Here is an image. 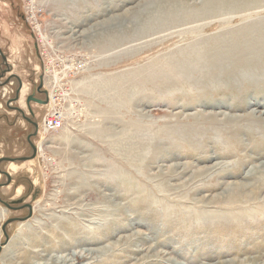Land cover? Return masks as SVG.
Listing matches in <instances>:
<instances>
[{
    "label": "rangeland",
    "instance_id": "1",
    "mask_svg": "<svg viewBox=\"0 0 264 264\" xmlns=\"http://www.w3.org/2000/svg\"><path fill=\"white\" fill-rule=\"evenodd\" d=\"M186 1L196 10L203 0ZM237 2L244 3L148 29L141 26H150L148 15L157 14L165 0H0V48L28 89L24 97L41 82L42 90L48 91L35 28L44 41L42 52L55 94L53 108H62L66 122L60 131H43L42 136L32 137L42 149L32 158L37 159L31 164L34 172L25 168L14 172L8 167L10 162L30 159L1 164L14 181L11 187L12 181L0 188L2 199H22L21 203L11 202L13 206L36 203L48 213L36 210L28 219L10 223L9 240L4 243L2 225L10 218L26 217L29 210L0 202V244L4 243L0 261L8 247L20 251L13 258L17 261L24 259L25 247L44 249L47 258H64L82 248L102 251L115 246L113 250L119 252L118 247L125 248L126 237L133 239L140 232L152 238L139 241L140 247L159 255L168 252L182 264H230L235 260L244 264L254 255L262 257L259 263L264 261V224H252L251 230H245L243 223L231 225L222 219L224 212L232 216L238 212L223 204L247 184L245 173L260 175L264 170V124L258 123L264 121V0ZM58 17L72 24L79 21L83 36L68 44L56 40ZM121 32L129 34L112 44ZM236 44L237 53H246L236 71L229 73L231 59L226 56ZM55 74L60 86L55 85ZM17 87L18 80L0 84V157L32 153L27 138L33 125L8 106ZM36 96L46 97L44 92ZM18 100L11 105L22 107L24 103ZM38 104L31 101L26 113L37 123L47 113V109H36ZM50 110L52 114L54 110ZM214 165L217 167L211 169ZM0 174L3 183L7 178ZM19 185H24L22 196H16ZM143 194L158 200L152 208L160 213H145ZM73 197L82 201L83 210L77 209L78 214L70 211L68 220L63 217L56 224L54 220L62 213L58 209ZM244 199L235 204L244 206ZM51 208L57 214L53 220ZM150 218L154 224L148 225ZM131 219L147 224H124ZM27 221L33 222L29 223L31 229L29 224L19 223ZM112 223L119 227L115 235ZM82 232L99 241L74 243ZM104 232L106 237H102ZM31 235L34 246L28 244ZM34 254L26 258L28 264H46L41 255ZM118 255L121 257L107 263L138 262L125 250ZM101 256L104 254L84 257L82 263H97Z\"/></svg>",
    "mask_w": 264,
    "mask_h": 264
},
{
    "label": "bare ground",
    "instance_id": "2",
    "mask_svg": "<svg viewBox=\"0 0 264 264\" xmlns=\"http://www.w3.org/2000/svg\"><path fill=\"white\" fill-rule=\"evenodd\" d=\"M44 1V0H43ZM250 1H253V0H250ZM186 3H188L186 0H168V1H166L165 0V3H164V5H160L159 6V9H158V13L157 14H154V13H150L149 15H148V22H150V26L149 27H147V23L145 24V25H143V26H141V28H155V27H157V28H159V26L160 25H166V24H168V23H173V22H178V21H180V19L182 20V19H188V18H194V17H196V16H201V15H207V14H209V13H211V12H214L216 9H219V8H223V7H225V6H227V5H238V4H240V3H244V2H237V0H203L202 1V5H201V7L200 8H198V9H196V10H194V8H191L190 6H188ZM145 4V3H144ZM104 8V7H103ZM106 10V9H105ZM94 11V10H93ZM103 12V11H102ZM85 13V12H84ZM137 13V12H136ZM117 17V16H116ZM57 18V17H56ZM147 19H146V21H147ZM30 20V19H29ZM64 20V21H63ZM109 21V20H108ZM137 21L139 22V20H138V18H137ZM79 22V21H78ZM78 22L77 23H71L68 19H66V18H62V17H58V20H57V27L59 28L58 29V32L56 33V40H58L59 42H61V43H70L71 42V40H74V39H78L79 37H81V36H83V33H84V31H82V30H80V28H79V26H80V23L78 24ZM83 21H81V23H82ZM85 22V21H84ZM117 22V21H116ZM142 22V21H141ZM111 23H112V21H111ZM122 23H123V21H122ZM100 24V23H99ZM107 24V23H106ZM115 24V23H114ZM37 25V24H36ZM96 25V24H95ZM39 26V25H38ZM107 26V25H106ZM111 26V25H110ZM33 27V26H32ZM99 27V26H98ZM34 28V27H33ZM92 28V27H91ZM101 28V27H100ZM99 28V29H100ZM112 28H113V26H112ZM182 28V27H181ZM34 30V32H35V36L37 37V40H38V49H39V54H40V56H41V61H43L42 63H43V65L41 66L42 67V70H43V73H44V88H46L47 90H48V93H49V101H48V103L47 104H38V105H41V106H35V108L37 109V108H44V110L45 109H47V113H44V115L42 116V118L41 119H39L38 121H39V125H38V134H37V138L38 137H40V136H42V133H43V131H44V133H54V132H57V131H60L61 129H62V127L64 126V124L66 123V122H64V117L62 118L61 117V123H60V125L58 126V127H56L54 130H50L48 127H47V125H46V119L51 115L50 113H49V111H51L50 109H53L54 110V112L52 113V114H57V113H60V116H62L63 115V112H62V108L61 109H57V107L54 109L53 107H54V96H55V94H54V89L52 88V87H50V85H49V73H48V70H47V65H46V60H45V57H44V54H43V52H42V46H43V40H42V38H40V35L38 34V32H37V30L34 28L33 29ZM104 30V29H103ZM109 30H112V29H109ZM101 31V30H100ZM106 31V30H105ZM108 31V30H107ZM106 31V32H107ZM123 31V30H122ZM102 32V31H101ZM111 32V31H110ZM46 33V32H45ZM108 34H110L109 33V31L107 32ZM105 34V33H104ZM127 34H129V33H127ZM127 34H126V32L125 33H123V32H121V33H119L114 39H113V41H112V44H116V43H118V42H120V41H122V39H124V38H126L127 37ZM45 36V35H44ZM104 36V35H103ZM111 36V35H110ZM114 36V35H113ZM101 37V36H100ZM107 38V37H106ZM108 38H109V36H108ZM100 39V38H99ZM50 40V39H49ZM52 40V39H51ZM101 40V39H100ZM105 40V39H104ZM235 43H237V42H235ZM231 48L229 49V54H228V56H226L227 58H230L231 60H230V67H229V73H232V72H234V71H236V69H237V63L239 64L241 61H243V58L241 57L244 53H246V52H244V53H237V44L236 45H234V46H230ZM14 53H15V50H14ZM257 57L258 56H256V59H254V60H257ZM14 57H12V59H13ZM7 60H8V62L9 61H11L9 58H7ZM15 61V60H14ZM73 65V64H72ZM71 65V66H72ZM13 67H12V69L11 70H9V71H7V73H6V75H5V78L6 77H8L9 75H11V74H16L17 75V73H15L16 72V66H15V64L14 65H12ZM74 66V65H73ZM249 68H247V69H245V68H242V69H240L241 71H245L246 72V70H248ZM241 71H238L239 73H241ZM244 72V73H245ZM21 75V74H20ZM245 75V74H244ZM244 75H240L239 77H242V76H244ZM236 76H238V75H236ZM235 76V77H236ZM57 77V78H56ZM55 79H56V81H57V83L55 84V85H57V86H60V84H59V78H58V76H57V74H55V77H54ZM22 80V79H21ZM55 82V81H54ZM115 83V82H114ZM23 84V86H22V89H21V95H20V98H19V102L21 101V103H24L23 104V106L21 107L27 114H29L28 112H27V103H26V99H25V97H24V93H25V91H27L28 89H27V87L25 86V84H24V82L22 83ZM59 84V85H58ZM112 85V84H111ZM8 88V87H7ZM7 88H5V90H7L8 91V89ZM84 91V90H83ZM110 94V93H109ZM27 95V94H26ZM27 98V97H26ZM115 101V100H114ZM34 102V101H33ZM35 103V102H34ZM20 107V106H19ZM34 109V108H33ZM219 115V114H218ZM262 115V114H261ZM217 117V116H216ZM62 119H63V121H62ZM264 120V119H263ZM67 121V120H66ZM258 123H263L264 124V121L263 122H258ZM28 124V123H27ZM27 124H25L24 123V125L26 126V128H28V125ZM40 143H42L41 141H40ZM38 144V143H37ZM37 148V151L39 152V149H41L40 147H39V145L36 147ZM16 147H15V151H16ZM14 150H12V152H14ZM42 150V149H41ZM6 156V155H5ZM5 156H2V157H5ZM35 161H37V159L35 158V159H30V160H27V162H25V161H23V162H21L20 164L19 163H15V162H10L9 164H8V167H9V169L11 170V171H14V172H16L18 169H22V168H25V169H27L29 172L31 171V172H34V170L33 169H31V164L33 163V162H35ZM217 167V165H214V166H212L211 167V169H214V168H216ZM223 167V166H222ZM221 168V167H220ZM183 170V169H182ZM218 170V169H217ZM181 172V171H180ZM260 172V171H259ZM264 170L263 171H261L260 173V175H254V173H253V171H249V172H247V173H245V178L247 179V184H244V186L243 187H241L240 186V188L238 189V192H235L234 194H230L229 195V197L227 198V200H225L226 202H225V204H223L224 206H232V208L233 209H237L238 210V212H232L233 213V215H235V216H232V214L230 215V214H226V212H224L225 214H222V219H224V222L225 223H230L231 225L232 224H239V223H243V226L245 227V230H246V227H249V226H251L252 224H256V226H262L263 224H264V177L263 178H261L262 177V175H264ZM208 173V172H207ZM210 174H212L211 172H210ZM37 176V175H36ZM82 176V175H81ZM79 177V176H78ZM185 177V176H184ZM0 178H1V174H0ZM174 178H176V177H174ZM210 178V177H209ZM110 182H112L113 184H115L111 179H110ZM109 182V183H110ZM246 182V181H245ZM13 183H14V181H12L11 182V184H10V186L9 187H11L12 185H13ZM176 185V184H175ZM235 187V186H234ZM199 189V188H198ZM241 189H243V191H239V190H241ZM24 185H19V186H17V189H16V191H17V195L16 196H22L21 194H23L24 193ZM59 194H60V192H58ZM70 194V193H69ZM142 196V195H141ZM70 197H72V195H70ZM155 197V196H154ZM242 197H245V199H244V202H243V204H244V206L243 205H241V204H235L236 203V201H242V200H240ZM107 198H110V199H112L111 198V196L108 194V197ZM142 198V202L145 204V206H146V210H145V213L146 214H148V215H151V213H153V214H155V213H160V210L158 209V208H152L153 207V205L156 203V201L158 202V200H151V198H152V194H149V196L148 195H144L143 194V196L141 197ZM52 199V198H51ZM109 199V201H112V200H110ZM158 199V198H157ZM50 200V199H49ZM54 200V199H53ZM59 200V199H58ZM29 201V200H28ZM222 201H223V199H222ZM64 202V201H63ZM82 201L80 200V199H75V197H73V198H69V200H67V204L65 203V205L63 204V205H61L60 206V208L58 209L60 212H62L61 213V215H60V219H58V220H54V221H56V224H59V222H61V220H65L64 218H67V217H70L71 216V213H70V211H72V213L73 212H75L76 214H78L79 212H80V210H83V204L81 203ZM194 203V202H193ZM221 203H223V202H221ZM52 204V203H51ZM147 204V205H146ZM39 205V204H38ZM38 205L36 204V203H34V204H32V214L33 213H35V211L36 210H39V208H38ZM156 205V204H155ZM222 205V206H223ZM223 206V207H224ZM212 207H214V205L212 206ZM10 208V207H9ZM85 208H87V207H85ZM93 208V207H92ZM52 210H51V214H50V216H52V218H51V220H53V217H57V216H55V215H57L56 213H54L53 211V209L54 208H51ZM77 209H79V212H78V210ZM161 209V208H160ZM44 210H45V207L43 208V209H40L38 212L40 213V212H43V214L42 215H46L47 213H48V211H47V213H46V211L44 212ZM46 210H47V208H46ZM49 210V209H48ZM77 210V211H76ZM92 210V209H91ZM214 210V209H213ZM86 211H88V210H86ZM93 213H94V211H92ZM228 212V211H227ZM20 212H17V213H14L15 215H18ZM68 213H70V215L68 214ZM82 213H83V211H82ZM60 214V213H59ZM74 214V213H73ZM220 214V213H219ZM49 215V214H48ZM82 215V214H81ZM84 215V214H83ZM88 215V214H87ZM39 217V216H38ZM37 217V218H38ZM64 217V218H63ZM218 217V216H217ZM75 218V217H74ZM231 218V219H230ZM242 218H245L244 220L242 219ZM50 219V218H49ZM56 219V218H55ZM85 219V218H84ZM66 220H68V218L66 219ZM77 220H78V218H77ZM83 220V219H82ZM89 220V219H88ZM90 220H92V219H90ZM150 221H149V223H148V225H150V224H154L153 223V221H151L152 219L150 218L149 219ZM34 222L36 221V222H38V223H41L39 220H36V218L33 220ZM74 221H75V219H74ZM79 221V220H78ZM85 221V220H84ZM100 221V220H99ZM104 221V220H103ZM107 221V220H106ZM126 221H128V222H126V223H124L125 225H127L128 227H130V226H133V225H135V224H138L139 223V225L140 224H147V222L146 221H136V220H133V219H131V220H126ZM240 221H242V222H240ZM28 222V221H27ZM19 222L20 224L21 223H24V224H26V225H28L29 223H33V222ZM52 222V221H51ZM70 222V221H69ZM88 222V221H87ZM105 222V221H104ZM144 222V223H143ZM18 223V222H17ZM18 223V224H19ZM81 223H82V221H81ZM93 223V222H92ZM97 223V222H96ZM95 223V224H96ZM106 224L104 225V226H109L108 225V222H105ZM197 223V222H196ZM217 223V222H216ZM215 223V224H216ZM219 223V222H218ZM221 223H222V220H221ZM13 224V223H12ZM11 224V225H12ZM15 224H16V222H15ZM24 224H22L23 226H24ZM53 224V223H52ZM69 224H71V223H69ZM86 224V223H85ZM94 224V223H93ZM103 224V223H102ZM112 224H114V227H113V229H112V231L114 232H117L119 229V227L117 226V224H115V223H112ZM124 224L122 225V226H124ZM220 224V223H219ZM37 225H39V224H37ZM40 225H42V223L40 224ZM47 225V224H46ZM65 225H66V223H65ZM83 225V224H82ZM213 225V224H212ZM225 225V224H224ZM227 225V224H226ZM240 225V224H239ZM33 226V225H32ZM70 226V225H69ZM111 226V225H110ZM117 226V227H116ZM235 226V225H234ZM9 227H10V225H9ZM19 227V226H18ZM21 227V226H20ZM39 227V226H38ZM84 227V226H83ZM88 227V226H87ZM191 227V226H190ZM222 228L224 227V226H221ZM228 227V226H227ZM29 228L31 229V226H30V224H29ZM62 228H64V227H62ZM68 228V227H67ZM70 228V227H69ZM75 228H77V227H75ZM79 228V227H78ZM77 228V229H78ZM99 228H101V227H99ZM106 228V227H105ZM112 228V227H111ZM231 228V227H230ZM250 228V227H249ZM16 229V228H15ZM23 229V228H22ZM33 229V228H32ZM40 229V228H39ZM38 229V230H39ZM66 229V228H65ZM86 229V228H85ZM110 229V228H109ZM108 229V234L110 235L111 233H112V235L114 234L115 235V232L113 233V232H111L110 230ZM226 229V228H225ZM244 229V228H243ZM248 229V228H247ZM19 230V229H18ZM67 230V229H66ZM69 230H71L72 231V229H69ZM81 230V229H80ZM79 230V231H80ZM92 230V229H91ZM90 230V231H91ZM96 230V229H95ZM101 230V229H100ZM250 230H251V228H250ZM23 231V230H22ZM31 232V231H30ZM33 232V231H32ZM94 232V231H93ZM100 232V231H99ZM111 232V233H110ZM140 232V231H139ZM244 232H246V231H244ZM29 233V232H28ZM98 233V232H97ZM237 233V232H236ZM16 234H18V233H16ZM31 234V233H30ZM77 235L79 234V233H76ZM96 234V233H95ZM106 233L104 232L103 234H102V237H106V235H105ZM19 235H21V234H19ZM43 235H44V233H43ZM75 235V234H74ZM77 235H75V236H77ZM99 235H100V233H99ZM238 235H239V233H238ZM237 235V236H238ZM257 235V234H256ZM14 236V235H13ZM12 236V237H13ZM22 236V235H21ZM27 236H28V234H27ZM34 235H31V237H32V239H30V238H28V239H30V242L28 243L29 245L31 244V246L33 245H36V241H31V240H33V237ZM39 236V235H38ZM101 236V235H100ZM236 236V235H235ZM251 236V235H250ZM20 237V236H19ZM24 237V236H23ZM41 237V236H40ZM98 237V236H97ZM26 238V237H25ZM39 238V237H38ZM93 238H95V237H93ZM93 238H90V237H88L86 234H84L83 232L82 233H80L79 234V236L74 240V243H76V244H79V245H81L82 243L83 244H85V243H97L99 240V238L97 239V238H95V239H93ZM129 237H126V239L127 240H125V243L124 244H126L125 245V248H123L122 247V249H118L117 248V250L116 251H119V252H121V250L122 251H124L125 250V252H127V254L130 256V258L132 257V258H135V260H137L138 262H136L135 264H161V263H159V262H157L158 260H160V259H162V260H164L163 261V263L164 264H182V263H180V262H178L177 261V259L176 260H174V258H172V257H170L169 256V253L167 254L166 252H163V255H159V254H155V253H152L149 249H144L143 247H142V245H141V247H140V245H138V243H139V241H145V240H151L152 238H151V236L149 235V234H145V233H143L142 232V234H141V232L140 233H137V236L135 237V238H133V239H128ZM42 239H44L45 240V237L44 236H42ZM74 239V238H73ZM18 240V239H17ZM24 240H27V238L26 239H24ZM101 240V239H100ZM1 241V240H0ZM11 241H12V239L10 240V243H11ZM15 241H16V239H15ZM20 241H21V239H20ZM13 242H14V240H13ZM10 243H9V245H10ZM22 243H23V241H22ZM41 243H43V241L41 242ZM63 244V243H62ZM66 244V243H65ZM43 245H44V243H43ZM12 246H13V244H12ZM14 246H15V244H14ZM59 246H61V245H59ZM64 247V246H63ZM62 248V247H61ZM25 251H24V254H26L25 256L23 255L22 257H24V259L22 260V261H17V260H15V259H13L15 256H19V255H21V253H20V251H17L16 252V250H18L17 248L15 249H10V247H8V248H6L3 252H2V256H1V261H0V264H28V262H26V258L28 257V255L29 256H32V254H34V257H36V256H38V255H41L42 257H43V259L44 260H46V264H53V262H56V263H59L60 262V264H88V263H82V261H83V258L84 257H86V259H88L90 256H94V255H97V254H100V253H103L104 254V256H101V257H99V259H98V262L97 263H95V262H93L92 264H106L107 262H110V261H115V259H113V258H117V257H121V256H119L118 254H119V252H115L113 249H115V246L113 247V248H105V250H102V251H100L101 249H97V248H82L81 250H80V252H69L68 254H67V256H65L64 258H61V257H55V256H53L52 258H47V254L45 253L46 252V250H44V249H38V250H32V249H28V247L26 248L25 247ZM63 249H67V247L65 246V248H63ZM85 249V251H86V253H87V255H83L84 254V250ZM163 251V250H162ZM30 252V253H29ZM138 253H143L142 255H141V257H137L136 256V254H138ZM90 255V256H89ZM217 255V254H216ZM261 255H264V254H261ZM112 256V257H111ZM21 257V256H20ZM111 257V258H110ZM261 256H256V255H254V256H249L247 259H245V261H244V264H264V261L263 262H261V263H259L258 261L259 260H261ZM110 259V260H109ZM29 260V259H28ZM64 260H66L67 261V263H65V261ZM157 260V261H156ZM166 262H168V263H166ZM112 263H114V262H111V263H107V264H112ZM238 264L237 263V261L235 260V261H230V264ZM34 264V263H33ZM35 264H38L37 262H35Z\"/></svg>",
    "mask_w": 264,
    "mask_h": 264
},
{
    "label": "water",
    "instance_id": "3",
    "mask_svg": "<svg viewBox=\"0 0 264 264\" xmlns=\"http://www.w3.org/2000/svg\"><path fill=\"white\" fill-rule=\"evenodd\" d=\"M0 54L2 56L3 63L7 66V68L2 70L1 73H0V82H2L0 84L6 85V84L12 83L14 80H18V87L16 89V96L14 98L10 99V101L8 102V106H10L13 109L17 110L22 115V117L25 118L27 121H29L34 127L33 131L28 135V138H27V140L30 143V146L32 148L31 155L20 157V158H13V157H9V156L0 157V172L3 173L6 176V178H7L5 182L0 183V188H1L2 186L8 185L12 181L11 174L6 172V171H3L1 169L2 162H4V161H23V160H26V159H32V158H34L36 156L37 148H36L35 143L32 140V137H34V136H36L38 134V123L36 121H34L33 115H32V117H29V116L26 115L25 111L21 107H18V106L16 107L14 105H11V103H13L14 101H17L19 99V96H20V93H21V89H22V80L16 74H11V75H9L8 77L5 78V75H6L7 71L11 70L13 66L8 62L6 56L3 53V51L1 50V48H0ZM42 77H43V75H42ZM42 85H43V82H41L37 86L36 90H38L39 92H44L45 96H46L45 99L43 100V99H40V98L36 97L35 96L36 95V90H34L33 93L31 95H29L28 98H27L28 105H30L31 101H34V102H37V103H40V104H47L48 103V101H49L48 91L42 90ZM30 112L33 114V112L31 110H30ZM0 202H2L5 206L10 207V208H14V209L27 208L29 210V214L26 217H24V218L13 217V218L8 219L2 225V229H3V232H4L5 237H6V240L4 241V243H7V241L9 240V234H8V231H7L8 225L10 223L16 222L17 220H26L30 216H32V204L31 203H24V204H22L20 206H13L11 202H13V203H21L22 199L19 200V201L8 202V201H5L4 199H2L1 196H0ZM4 243L0 244V252L2 251V246L4 245Z\"/></svg>",
    "mask_w": 264,
    "mask_h": 264
},
{
    "label": "built area",
    "instance_id": "4",
    "mask_svg": "<svg viewBox=\"0 0 264 264\" xmlns=\"http://www.w3.org/2000/svg\"><path fill=\"white\" fill-rule=\"evenodd\" d=\"M35 35V34H34ZM37 40V39H36ZM38 44V42H37ZM61 123V116L59 113L57 114H51L47 119H46V125L47 127L51 130H54L56 127H58Z\"/></svg>",
    "mask_w": 264,
    "mask_h": 264
},
{
    "label": "flooded vegetation",
    "instance_id": "5",
    "mask_svg": "<svg viewBox=\"0 0 264 264\" xmlns=\"http://www.w3.org/2000/svg\"><path fill=\"white\" fill-rule=\"evenodd\" d=\"M2 50V49H1ZM1 55V54H0ZM2 57V56H1ZM7 68V66L4 64V63H2L1 65H0V73H1V71L2 70H4V69H6ZM37 92H39L38 90H36V93ZM36 96V95H35ZM37 97V96H36ZM39 98V97H38ZM41 99V98H40ZM44 100V99H43ZM37 103V102H36ZM28 104V103H27ZM40 104V103H39ZM29 106V108H30V105H28ZM28 111H30V109L28 110ZM26 113V112H25Z\"/></svg>",
    "mask_w": 264,
    "mask_h": 264
}]
</instances>
